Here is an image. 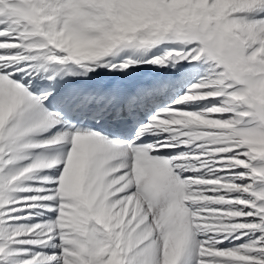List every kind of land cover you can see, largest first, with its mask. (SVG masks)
<instances>
[{
	"label": "snow or ice",
	"instance_id": "1",
	"mask_svg": "<svg viewBox=\"0 0 264 264\" xmlns=\"http://www.w3.org/2000/svg\"><path fill=\"white\" fill-rule=\"evenodd\" d=\"M0 264H264V0H0Z\"/></svg>",
	"mask_w": 264,
	"mask_h": 264
}]
</instances>
